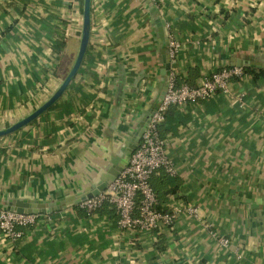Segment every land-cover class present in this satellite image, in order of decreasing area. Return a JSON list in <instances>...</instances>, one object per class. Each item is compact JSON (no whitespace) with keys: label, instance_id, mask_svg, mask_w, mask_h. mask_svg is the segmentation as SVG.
I'll return each instance as SVG.
<instances>
[{"label":"crops","instance_id":"1","mask_svg":"<svg viewBox=\"0 0 264 264\" xmlns=\"http://www.w3.org/2000/svg\"><path fill=\"white\" fill-rule=\"evenodd\" d=\"M82 11L83 0H0V129L61 84ZM162 22L164 37L181 45L169 66L179 83L225 66L264 70V0H91L89 42L69 86L0 137V207L43 203L52 217L16 243L0 234V264H264V71L234 79L231 95L170 107L159 125L175 169L162 208L192 203L196 216L160 235L120 227L108 204L87 214L74 203L126 164L164 93Z\"/></svg>","mask_w":264,"mask_h":264},{"label":"built area","instance_id":"2","mask_svg":"<svg viewBox=\"0 0 264 264\" xmlns=\"http://www.w3.org/2000/svg\"><path fill=\"white\" fill-rule=\"evenodd\" d=\"M167 53L170 60L177 56L180 42L169 36ZM242 66H225L201 76L196 85L177 82V73L170 68L164 80V94L156 101L136 148L121 171L107 187L97 195L81 200L76 206L92 214L103 205L112 206L118 215V225L132 231L149 230L172 226L183 215L196 216L197 207L192 203H176L167 210L158 209L157 197L151 185V177L159 170L174 175L172 161L166 154V141L159 135V125L170 106L183 108L189 103L211 98L217 92L231 95L234 78L243 76ZM49 213H23L0 207V234L12 243L19 241L23 229L39 223L51 221ZM215 236V232L208 230ZM222 245H227L226 237H218Z\"/></svg>","mask_w":264,"mask_h":264},{"label":"water","instance_id":"3","mask_svg":"<svg viewBox=\"0 0 264 264\" xmlns=\"http://www.w3.org/2000/svg\"><path fill=\"white\" fill-rule=\"evenodd\" d=\"M90 10H91V0H83L82 28H81V36H80L78 52H77V55L75 57V60L70 70L68 71L64 79L62 80L61 84L49 96V98H47V100H45L40 106L34 109L30 114L16 121L10 126L0 129V137L11 134L17 131L18 129L22 128L23 126L27 125L34 119H36L39 115H41L44 111H46L49 107H51L58 100V98L63 94V92L67 89L70 82L72 81L76 73L78 72L82 64V60L85 55L86 49H87V45H88L89 37H90ZM162 25H163V22L159 24L158 31H159V37L161 38V40H163V45H164L162 49L164 65L161 68V74L163 75L165 79L166 73L169 70V66H170V58H169L168 53L166 52L168 40L164 37ZM162 86H163V92H164V88H165L164 83H162ZM148 119H149L148 117H145L143 121L140 123V128L135 133L136 143L134 142L133 146L131 147V149L127 151V153H131L132 150L136 148L139 142L140 136L143 133L144 128L147 124ZM113 169L111 170L109 169L100 178V181L93 187L94 190L85 191L84 194L76 198L77 200L74 201V203L78 204L81 200H84L87 197L97 195L100 191L104 190L107 187V184L109 183V181H112L118 175L117 171H121L122 168H119L117 163H115L113 166ZM72 199L73 198H70V199L68 198L66 202L67 201L70 202V200ZM7 209L14 210L17 212H23V213H45L46 205L43 203H37V202H25L21 200H11L9 202V206L7 207Z\"/></svg>","mask_w":264,"mask_h":264},{"label":"trees","instance_id":"4","mask_svg":"<svg viewBox=\"0 0 264 264\" xmlns=\"http://www.w3.org/2000/svg\"><path fill=\"white\" fill-rule=\"evenodd\" d=\"M59 55H60V53H59ZM243 68V74H248V75H250L251 77H256V76H258L259 74H261L264 70H256L255 71V69H254V67H252V66H250V65H247V66H243L242 67ZM234 79H238V77H236V78H234ZM177 82H178V80H177ZM179 83V82H178ZM188 84V83H187ZM190 86H193V85H191V84H189ZM170 107H172V108H175L174 106H170ZM169 107V108H170ZM168 108V109H169ZM167 109V110H168ZM167 110L165 111V113H164V117L166 116V112H167ZM159 128H160V126H159ZM158 128V130H159V135H160V137H162L161 136V130ZM161 133V134H160ZM162 174H165V180L164 181H162V182H160V183H158V182H156V183H154L153 181H152V179L150 180V182H151V185H152V187H153V190H154V192H155V195H156V197H157V205H156V207L158 208V209H162V210H167V208H162V202L164 201L165 202V200H166V198H167V196L168 195H171L172 194V192H174V190H175V186H172L170 183H171V181H169L166 177V173H165V171H163L162 170ZM152 178V177H151ZM164 184V185H163ZM168 185H171V186H168ZM166 187V188H165ZM104 206V205H103ZM102 206V207H103ZM100 209V208H99ZM86 213V212H85ZM171 226H167V227H161V228H154V229H151V230H155L156 232H159L160 233V235L161 234H163L164 232H166V229H169Z\"/></svg>","mask_w":264,"mask_h":264}]
</instances>
